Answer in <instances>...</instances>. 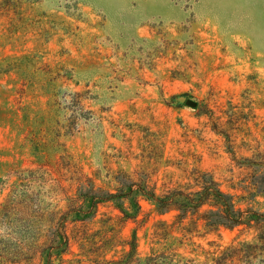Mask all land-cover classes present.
Here are the masks:
<instances>
[{
  "label": "rangeland",
  "instance_id": "374dc122",
  "mask_svg": "<svg viewBox=\"0 0 264 264\" xmlns=\"http://www.w3.org/2000/svg\"><path fill=\"white\" fill-rule=\"evenodd\" d=\"M258 153L264 0H0L4 264H95L121 257L133 238L141 264L164 250L213 264L227 247L260 244L254 229L201 222L156 237L174 211L140 200L142 211L125 216L112 199L78 191L92 183L118 194L125 174L145 171L161 193L198 167L236 204L264 211V194L245 186ZM249 264H264V249Z\"/></svg>",
  "mask_w": 264,
  "mask_h": 264
},
{
  "label": "trees",
  "instance_id": "16d2710c",
  "mask_svg": "<svg viewBox=\"0 0 264 264\" xmlns=\"http://www.w3.org/2000/svg\"><path fill=\"white\" fill-rule=\"evenodd\" d=\"M81 94H72L70 103L79 105ZM249 171L248 188L254 189L255 194H264V154H256L247 158ZM137 177L132 178L125 174L119 182V193L113 194L102 189H94L92 183L80 184L78 191L81 197H90L92 202L97 200H113L114 204L124 212L125 216H135L142 211L140 200H145L155 205L158 214L174 211L173 220H159L155 223L154 234L156 237H167L173 229L190 233L197 230L201 222L209 230L220 227L227 229L238 228L240 232L254 229L258 232V243H242L240 247H227L219 256L214 258L213 264H226L237 259L241 263L249 264L261 250L264 249V211H258L251 206L242 207L236 204L234 195L224 191L220 183L209 171L193 167L186 176V180L171 188L163 189L156 193V184L151 183L149 172L138 171ZM90 182V180H89ZM130 199L135 205L133 215H127V207L123 199ZM10 201L2 207V215L7 213ZM71 201H76L71 199ZM130 246L119 258H110L96 261L95 264H141L136 252V242L133 238L127 242ZM175 253L165 250L147 255L142 264H191L192 259L175 258ZM0 264H4L0 259Z\"/></svg>",
  "mask_w": 264,
  "mask_h": 264
},
{
  "label": "water",
  "instance_id": "95a60500",
  "mask_svg": "<svg viewBox=\"0 0 264 264\" xmlns=\"http://www.w3.org/2000/svg\"><path fill=\"white\" fill-rule=\"evenodd\" d=\"M181 101H185V103L191 107H194L196 105V102L191 99H185L183 97L180 98Z\"/></svg>",
  "mask_w": 264,
  "mask_h": 264
}]
</instances>
